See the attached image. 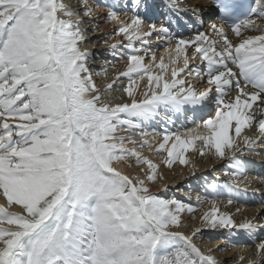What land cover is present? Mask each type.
Listing matches in <instances>:
<instances>
[{
	"label": "snow or ice",
	"instance_id": "1",
	"mask_svg": "<svg viewBox=\"0 0 264 264\" xmlns=\"http://www.w3.org/2000/svg\"><path fill=\"white\" fill-rule=\"evenodd\" d=\"M100 7L117 26L112 38L128 42L109 45L113 56L121 50L127 70L104 89L83 47ZM156 7L151 0H79L78 8L65 0H0V264H221L213 249L197 243L205 230L252 239L264 227L255 217L238 223L219 202L245 174L237 153L264 151V0H212L206 10L213 22L187 38L172 30L171 20L151 22ZM168 7L178 27L179 13L191 12L192 24L205 22L201 9L183 0H169ZM153 38L166 55L152 50ZM121 77L128 80L122 89L128 102L109 95ZM138 81L145 82L143 92ZM209 105L214 114L194 119L184 136L161 134L154 149L166 154L160 163L127 147L153 150L145 128L161 113L174 123L172 115L195 116ZM120 131L138 132L140 141ZM189 150L229 161L230 182L211 183L197 197L199 205L211 203L197 227L183 219L197 218L191 202L150 187L164 179L161 164L195 169ZM120 164L140 168L143 177L124 174ZM238 264H264V240Z\"/></svg>",
	"mask_w": 264,
	"mask_h": 264
},
{
	"label": "bare ground",
	"instance_id": "2",
	"mask_svg": "<svg viewBox=\"0 0 264 264\" xmlns=\"http://www.w3.org/2000/svg\"><path fill=\"white\" fill-rule=\"evenodd\" d=\"M65 2L72 8L79 7V0H65ZM90 2L93 4L99 3L104 5L108 2V0H90ZM151 2L159 5L160 10L166 13V16H168L172 22H177L175 16L169 10V0H151ZM183 3L190 7H199L205 18V22L203 26H201L199 23L192 24L191 21L196 18L192 16L191 12L187 14L179 13L180 22L189 24V26L187 28L181 26L180 29H176L177 35L187 38L193 36L197 30H207L209 23L213 22L212 20L208 19V12L206 10L212 7L211 0H183ZM106 11V7L98 8L96 12L97 19L95 23L88 22V42L83 45V47L88 49V51L94 57L90 66L93 69V78L97 81V86L101 89H104L119 72L127 70V61L119 59L121 50L117 49V55L113 56L112 51L109 48V45L118 44L121 40L116 42L114 38H110V35L105 33L107 32L106 27L108 28V26L100 25L103 15ZM152 11H155V9ZM151 22L156 23V20L152 17V15ZM101 32L102 34L105 33L104 35L107 36L101 35ZM251 34L254 35L256 33ZM229 38L233 40V43H238V39L230 31ZM106 40L107 44L105 43ZM154 40V38L151 40V44L155 42L152 50L156 52L157 56L166 55L165 45L160 42L156 43L157 40ZM124 42H126L125 44L128 43L127 40H124L123 43ZM159 44L161 47H156V45ZM137 47H140V44ZM189 51H191V48ZM196 63L199 62L194 61V64ZM105 70H107V75L104 74ZM170 78L169 72V79ZM127 83V78L121 77L117 82V85H114L115 91L109 93V95L114 97L123 96V99L118 102H128V97L122 92L123 87L126 86ZM138 85L140 92H143L145 90V82L138 81ZM202 86L206 85H201L200 83L196 84V87L198 88ZM235 95L236 91L233 90L230 96L234 97ZM140 98L142 97L138 93L137 99ZM205 111L210 113L209 107L202 110L203 113L201 116L205 115ZM188 117L189 114L172 115V120L174 123H167L164 119V114L161 113V116L158 117L156 121L149 122L145 128L147 132L151 133V135L148 137V140L152 143L153 150H149L147 147L140 148L139 144H128L127 147H136L138 151H141L145 156L152 159L155 163H160L161 158L166 154L156 153L154 149L158 147L160 142H162L161 134L167 130L169 132H178L184 136L186 129L195 127L193 122L184 120ZM195 120H201V118L197 117ZM184 123L187 125L184 126ZM244 134L251 135L252 133L249 130H245ZM118 135L131 136L137 141H140L138 132L120 131ZM169 147H171V142L169 143ZM199 147L200 142L197 141L196 148ZM241 147H243L242 143ZM256 152L259 154L245 153L241 155V153H237V157L246 161L245 174L244 176L240 177L242 182L239 189H233L232 192H229V190L225 188L219 197V202L221 212L232 214L238 223L255 217V220L258 224L264 225V151H262L261 148H257ZM186 158L191 162H194L197 167L193 169L191 164L180 165L178 162H176L174 163L173 167L169 169L161 164L159 172L163 174L164 179L158 180L156 184L150 185V187L153 192L162 196H166L167 198H175L177 200H182L185 203L191 202L196 207V212L194 215L197 218L192 220L191 215L193 214L186 213L184 214L183 219L184 222L189 224L191 227H197L201 224L199 216L208 211L211 207L210 201L205 202L202 205L197 204V197L199 196L203 198L206 194V187L211 183L224 185L225 183L230 182V178L224 175L226 171H229V161L228 159L222 160L211 155L200 156L194 150L187 151ZM115 166L118 167V169L124 174L133 176L140 175L143 177V173L138 167L130 169L124 164ZM228 199L233 200L231 205L227 204ZM0 203H4L3 197H0ZM237 209H240V211L237 212ZM9 210L19 211L18 208H11ZM259 240H264V227L257 229L256 235L252 239H250L245 233H237L236 236H232L227 230H205L202 234V237L197 240V243L204 250H207L208 248L213 249L212 254L216 256L221 264H238L239 256L241 254L247 255L248 253L254 251L255 243L259 242Z\"/></svg>",
	"mask_w": 264,
	"mask_h": 264
},
{
	"label": "rangeland",
	"instance_id": "3",
	"mask_svg": "<svg viewBox=\"0 0 264 264\" xmlns=\"http://www.w3.org/2000/svg\"><path fill=\"white\" fill-rule=\"evenodd\" d=\"M151 15H152L153 18H155L156 23H166L168 20H170V18L168 16H166V13H164L162 10H160V6L159 5H158V7L155 8V11H151ZM100 25H106V26H108V28L106 27V31L107 32H105V33H107L108 35H110V38H112L114 36V30H115V28L117 26L114 23H111V22L107 21V19H106V17L104 15H103V18H102V21H101ZM181 26H184L185 28H187L189 26V24H185L184 22H181ZM181 26L178 27L177 26V22H175V23L172 22V30L174 32H176V29H180ZM104 34H102V32H101V35H104ZM104 36H107V35H104ZM114 39L116 40V42L119 41V40H123L124 41V39L122 37H119V36H115ZM159 42L160 41H157L156 43H159ZM125 43L126 42H124V44ZM154 43H152V47H153V45H155ZM160 43H162V42H160ZM138 45H139V43H137V46ZM157 46H158V48L161 47L160 44L159 45H156V47ZM189 79H193V78H189ZM214 110H215L214 109V105H209V111H210V113L207 112V111H205V115L204 116H201V114L203 113L201 111V112L196 113L195 115L196 116L199 115L198 118L205 119L206 117H208L209 114L210 115L214 114ZM194 119H197V117H193V114L189 113V117L187 119H184V120H186L188 122H193ZM153 124L156 125L155 123H153ZM183 125L186 126L187 124L184 123Z\"/></svg>",
	"mask_w": 264,
	"mask_h": 264
}]
</instances>
